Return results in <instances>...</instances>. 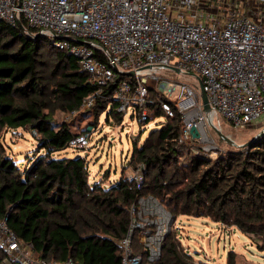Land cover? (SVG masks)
Returning a JSON list of instances; mask_svg holds the SVG:
<instances>
[{
    "label": "trees",
    "instance_id": "1",
    "mask_svg": "<svg viewBox=\"0 0 264 264\" xmlns=\"http://www.w3.org/2000/svg\"><path fill=\"white\" fill-rule=\"evenodd\" d=\"M27 32L30 36L0 19V220L30 243L36 256L79 264H121L123 250L118 243L127 236L131 206L144 196L158 199L176 219L207 218L237 228L253 244L264 243V138L214 160L195 156L180 142V114L167 118L156 105L147 124L159 118L165 121L141 146L133 145L129 161L143 177L141 188L129 177L108 188L91 184L86 157L62 156L74 149L70 141L76 135L65 123L53 125V119L57 112H80L96 87L75 57L54 48L46 37L34 38L36 30ZM113 90L114 85L104 96L110 98ZM110 103L100 100L97 116ZM115 109L112 104L106 121L122 124L124 118ZM18 129L29 131L38 141L36 153L26 155L28 165L22 170L4 138L5 132ZM173 232L155 264H194ZM133 243L139 252L142 248ZM2 258L0 252V264Z\"/></svg>",
    "mask_w": 264,
    "mask_h": 264
},
{
    "label": "built area",
    "instance_id": "2",
    "mask_svg": "<svg viewBox=\"0 0 264 264\" xmlns=\"http://www.w3.org/2000/svg\"><path fill=\"white\" fill-rule=\"evenodd\" d=\"M254 1L264 7V0ZM242 8V0H0V19L36 30L54 48L75 57L96 87L81 111L109 99L118 114L145 125L157 105L167 118L180 114L183 142L197 140L207 124L198 79L212 120L216 115L240 128L264 117V20L246 15ZM174 69L198 84L158 75L159 70ZM112 85L110 98L104 96ZM193 127L198 138L190 133ZM87 143L88 135L83 134L70 146L84 149ZM129 178L141 188L139 172ZM130 216L127 236L118 243L121 264L157 263L177 219L153 196L140 197ZM134 241L142 248L139 252ZM0 252L1 264H79L36 256L6 220H0Z\"/></svg>",
    "mask_w": 264,
    "mask_h": 264
},
{
    "label": "rangeland",
    "instance_id": "3",
    "mask_svg": "<svg viewBox=\"0 0 264 264\" xmlns=\"http://www.w3.org/2000/svg\"><path fill=\"white\" fill-rule=\"evenodd\" d=\"M242 3L246 15L264 20V7L254 0H242ZM209 12L214 13L216 10ZM158 75L162 79H173L178 83L198 84L196 79L188 74L159 70ZM172 99L175 100L176 96ZM111 106L112 103L98 116L95 108L74 114L57 112L53 119V125L56 127L65 123L74 135H88V143L84 149L74 148L62 152V156L86 157L89 161L90 183H101L105 188L118 182L121 177H130L137 173L129 166L133 145L141 146L150 132L158 127L157 124L165 121V118H159L141 125L136 118L126 115L122 124L116 120L107 122L106 115ZM213 122L231 143L226 142L205 124L203 133L197 140L181 142L187 153L214 160L227 152L248 147L254 140L264 138V117L240 128H233L216 115ZM4 138L12 149L9 153L14 154L17 165L22 170L28 165L26 155L33 156L38 149L37 138L24 129L5 132ZM42 154L44 151L40 155ZM187 156L188 154L182 160ZM173 231V235L179 238L181 248L190 255L194 264H229V261L233 264H264V243L253 244L248 236L235 227L224 228L221 224L203 217L179 216Z\"/></svg>",
    "mask_w": 264,
    "mask_h": 264
},
{
    "label": "water",
    "instance_id": "4",
    "mask_svg": "<svg viewBox=\"0 0 264 264\" xmlns=\"http://www.w3.org/2000/svg\"><path fill=\"white\" fill-rule=\"evenodd\" d=\"M24 32L26 34H28L30 36V34L27 32V30H24ZM40 36H43L42 34L38 33L34 36V38H38ZM174 71L179 74L180 72L177 70V69H174ZM128 75H133L132 73H129ZM199 81V88H200V95H201V100H202V104H203V110L204 112L206 113L207 115V124L220 136L222 137L226 142H229L231 143V140L226 137L225 135H223V133L221 132V130H219V128L217 126L214 125L213 123V120H212V109L210 107V104H209V100L207 98V95L206 93L204 92V89H203V84H202V81L200 79H198ZM191 135L193 138H198V131L196 130L195 127H193L191 129ZM260 136V135H259ZM249 145V144H247ZM241 146H246V145H241Z\"/></svg>",
    "mask_w": 264,
    "mask_h": 264
},
{
    "label": "crops",
    "instance_id": "5",
    "mask_svg": "<svg viewBox=\"0 0 264 264\" xmlns=\"http://www.w3.org/2000/svg\"><path fill=\"white\" fill-rule=\"evenodd\" d=\"M222 227H224V226H222ZM225 228V227H224Z\"/></svg>",
    "mask_w": 264,
    "mask_h": 264
}]
</instances>
